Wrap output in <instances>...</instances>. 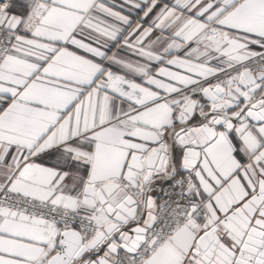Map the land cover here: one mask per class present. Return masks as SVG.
Segmentation results:
<instances>
[{
  "label": "snow or ice",
  "instance_id": "obj_1",
  "mask_svg": "<svg viewBox=\"0 0 264 264\" xmlns=\"http://www.w3.org/2000/svg\"><path fill=\"white\" fill-rule=\"evenodd\" d=\"M0 264H264V0H0Z\"/></svg>",
  "mask_w": 264,
  "mask_h": 264
}]
</instances>
